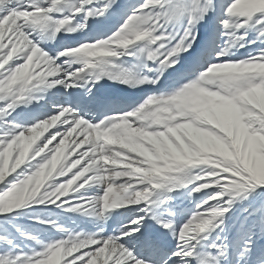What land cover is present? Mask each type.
Segmentation results:
<instances>
[{"label":"snow or ice","instance_id":"obj_1","mask_svg":"<svg viewBox=\"0 0 264 264\" xmlns=\"http://www.w3.org/2000/svg\"><path fill=\"white\" fill-rule=\"evenodd\" d=\"M0 264H264V0H0Z\"/></svg>","mask_w":264,"mask_h":264}]
</instances>
